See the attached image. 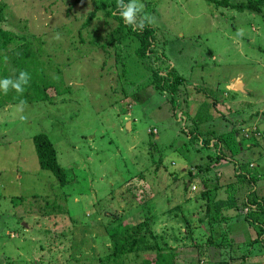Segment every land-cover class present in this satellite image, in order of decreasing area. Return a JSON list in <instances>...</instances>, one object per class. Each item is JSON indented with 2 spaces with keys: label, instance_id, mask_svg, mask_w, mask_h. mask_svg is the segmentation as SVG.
<instances>
[{
  "label": "rangeland",
  "instance_id": "rangeland-1",
  "mask_svg": "<svg viewBox=\"0 0 264 264\" xmlns=\"http://www.w3.org/2000/svg\"><path fill=\"white\" fill-rule=\"evenodd\" d=\"M2 1L6 9L5 21L1 25L5 31L21 33L23 36L6 49L8 56L16 55L19 58L20 67L19 70L8 68L6 65L11 58L5 57L7 62L1 63L8 70L5 77L16 80L19 76L15 75L17 71H26L35 86L32 91L24 90L23 94L10 90L11 93L0 97V236L10 237L0 240V246L13 242L0 252V264H9V260L16 264L35 261L41 256L40 250L36 249L50 236L64 232L69 237L73 235L77 244L86 240L82 246L83 252L78 257L91 260L97 257L98 252L103 256L106 254L103 242L108 248L109 236L97 238L96 235L105 232L99 225H106L115 218L106 217L107 211L137 226L144 221L143 212H150L159 219L155 232L170 241V251H179L181 264H225L232 252L237 254L244 234L237 230L243 227L234 220L220 224L230 229L227 238L235 236V233L230 234L232 231L238 234L234 245L225 247L230 244L226 243L221 254L216 250V255L208 250L206 257H195L192 255L195 248L188 251L183 241L174 240L167 233L169 226L175 224L179 231L184 232L186 224L176 206L188 198L196 197L202 189L198 183L188 182L193 176L185 177L186 166H190L197 158L191 146H187L189 139L183 132L189 123L181 120L182 113L187 110L186 106H190L189 115L196 113L197 104L192 101V94L198 91L205 100H224L222 104L227 103L233 115L228 116L223 126L245 128L242 133L250 136L252 144H255L254 137L263 132L264 11L260 14L237 12L231 15L205 0L137 2L144 5L141 16L147 13L152 20L157 21L162 31L158 37V50H162L163 43L167 41H170L171 49L167 52L170 56L172 49L174 52L179 47L182 49L178 52V60L163 59L166 66L179 68L181 62L184 64L183 58L189 56L188 51L199 48L187 64L188 78L183 91L189 96L185 109L177 111L176 118L171 104L165 101V105H159L162 99L150 93L151 74L138 58L133 64V73L129 74L126 70L123 72L121 59L116 58L118 54L123 55L124 49L116 52L111 47L103 50L97 46L73 44L79 42L80 38L71 33L72 28L75 32L83 30L84 33L94 30V26L83 29L88 14L94 8L90 1ZM95 20L103 28L100 13L98 20ZM241 29L247 34V39L238 34ZM57 33L61 35L59 41L53 39ZM206 35L207 47L214 53L213 58L208 51H202ZM109 40L106 33L100 39L105 44ZM130 59L124 58L126 61ZM61 80L66 82L64 85L71 86V91L63 89L61 95L55 97V104L51 96L54 94L51 85H60ZM38 87L43 89L40 93ZM124 88H128V91L125 92ZM232 92L238 94L234 100H231ZM125 95L139 99L135 100V104L130 101L128 113L126 109L129 108L121 99ZM15 96L26 101L23 113L17 111L20 103H15ZM31 98L33 101L27 102ZM253 100L254 105L247 104ZM212 110H216V107ZM21 115L26 119H20ZM42 133L53 142L58 153V163L67 172L70 183L64 188L55 175L40 163L34 139ZM238 136L237 140H242ZM219 140L224 144L222 139ZM233 149L230 147L226 151ZM255 155L256 160L261 158ZM155 157L164 160L165 168L162 166L159 172ZM261 162L262 159L259 164L252 162L250 168L259 166L264 171ZM205 164L207 161L203 160L202 169H205ZM225 164L228 165L221 167L223 171L211 169L198 182L205 183L210 191L224 185L223 190L213 192L216 199L226 200L228 195L234 197L236 194L244 199L250 187L243 184H239L243 191L230 187L229 194H223L229 183L236 180L233 164L228 163V160ZM215 170L221 171V179L216 176ZM254 172L258 174V170ZM140 173H144L146 181L136 179ZM177 177L181 178L182 189L190 186L188 194L182 193L180 189L179 193L175 192L177 188L174 181ZM147 181H151L152 190L160 187L153 197L162 190L163 193L153 203V210L149 208L145 211V203L140 205L136 200H130L134 196H138L139 200L143 198L139 192L150 188V185L143 188ZM184 181H187L186 186L182 185ZM148 197L143 201H149ZM98 205L106 208H96ZM168 214L175 218L166 217ZM183 214L188 216L187 211ZM36 222L33 227L32 223ZM22 225L26 228L23 229ZM205 230L213 232L209 226ZM221 231L216 232V237L221 236ZM66 240L71 245L70 238ZM246 262L259 261L251 257ZM261 263L264 264V258Z\"/></svg>",
  "mask_w": 264,
  "mask_h": 264
},
{
  "label": "trees",
  "instance_id": "trees-1",
  "mask_svg": "<svg viewBox=\"0 0 264 264\" xmlns=\"http://www.w3.org/2000/svg\"><path fill=\"white\" fill-rule=\"evenodd\" d=\"M80 1L81 0H76V3H79ZM88 1L91 2L94 8L88 14L87 19L83 24V29H89L94 26V30H89V33H84L83 30L75 32L72 28L71 33L80 38L79 42L73 44H80L83 47L84 45L97 46L103 50L111 47L114 48L116 52L124 49L123 55L118 54L116 58L118 60L121 59L120 63L124 67L123 72L126 70L129 74L133 73V64L138 58L139 62L147 67L151 74L152 81L150 85L152 86V89L150 93L152 95L154 94L153 96L162 99V101L158 103L159 105H165V101L167 104H171L174 117L177 118V111L187 105V98L189 96L183 91V87L186 86L185 81H187L188 78L186 76L187 64L193 59V53L198 51L199 48H196L192 52L189 50V56H187L186 59L183 58L184 64L183 62H181V64L180 62L178 63L180 64L179 68L172 65L166 66L163 59L169 61L170 58H175L178 60V52L179 50L182 51V49L179 47L175 52L172 49L170 56L167 52L170 51L171 46H169L170 41H167L163 43L164 47L162 50H158L157 42L160 41L158 37L162 31L157 26V21L152 20L153 22L151 24H148V22L145 21V27L142 30H133V27L126 24L123 17L120 15V9L117 7V0ZM138 1L141 2V0ZM205 1L211 6L222 9L231 15H234L237 12L260 14L264 11V0ZM129 2L130 0H124L125 5ZM146 4L149 3L146 2ZM137 7H140V4H137ZM5 9L6 5L0 0V80L6 78L5 76L8 73V70L3 65L7 62L4 60L5 57L11 58L9 64L6 65L8 68L19 70V58L16 57V55L8 56L5 52L10 44L23 37L20 35L21 33L18 34L17 32L11 33L5 31L3 25H1L5 21ZM99 13L103 20V28L99 23L96 24L97 21L95 19L98 20ZM140 17L141 13L138 15L137 20H139ZM105 33L110 38L107 44L100 41ZM247 37V34H244L241 38L247 39ZM204 43L202 51L205 53L208 51L210 57L213 58L214 53L211 50H208L210 48L207 47V35ZM108 52L109 50L106 51V54H108ZM129 57L131 59L133 58V60H124V58L129 59ZM32 70L31 74L33 73ZM19 73L20 72L17 71L15 75H19ZM45 76L47 78L49 77L48 75ZM235 82L233 84H235ZM65 83L66 82L61 80L60 85H55L53 83L51 85L54 90V94H51V96L53 97L55 104H57L56 98L61 95L63 89L67 92L71 91V86L67 84L64 85ZM34 86L35 82L33 79H30L28 85L25 86V92L32 91ZM140 88L142 89V87ZM42 90L43 89L38 87V93ZM115 91L118 90L115 88ZM124 91L127 92L128 88H124ZM197 92L198 91H196V93ZM9 93L11 92L9 91ZM196 93L192 94V101L197 104L195 109L196 113L194 115H189L188 111L190 110V106H186L187 110L184 111L186 114L184 112L182 113L181 120L189 123V125L185 126L183 132L189 139L187 146H191V149L197 154L196 161L191 163L190 168L185 172V177L188 178L193 176L188 179V182L198 183L202 189L201 193L196 197L188 198L183 204H178L176 206V210L179 211V215L183 218L186 224L184 232L179 231V228L175 224L169 226V232L167 234L170 236L172 235L174 240L177 239L183 241L185 243L184 248L188 251L195 248V251L192 252V255L195 257L205 256L208 250H211L210 252L215 255L216 250L220 251L221 254V250H224L223 245L230 243L226 244L225 247L229 245L233 246L238 234H236L235 231H232L230 234L235 233V236L227 238L230 229L228 227H221L220 224L229 223L234 220L237 222L236 224L243 227V229H237L243 232L244 235L241 237L243 240L239 242V252L237 254L232 252L231 257L225 262V264H235L237 261H240L241 264H246V261L249 258L255 257L254 255H261V251H264V178L262 177L264 176V171L261 170L259 166L250 168L252 162H257L259 164L261 159V166L264 164V126L262 129L263 132H261L259 136L254 137L253 141L255 144H252L251 141H249L250 136L243 135L245 128H238L235 125L231 128L228 125L223 126V122L227 121L228 116L233 115V110L228 107L227 103L222 104L224 101L222 98V101L212 99L205 100L200 96V93ZM232 93L233 97H231V100H234L238 97V94L234 92ZM2 95H4V93L3 91H0V97ZM212 95H215V92H212ZM15 98V103H20L22 101V99L17 96H15ZM47 98H49L48 95ZM121 99L126 103L127 108H129L126 109L127 113L130 112V101H133L135 104V100H139L137 97L126 95ZM32 101L33 98L27 100V102ZM247 104L254 105V100ZM213 107H216V110H212ZM153 132L156 133L157 131L153 130ZM238 134L242 138L240 141H238L236 137ZM219 139H222L224 144H222V141L220 142ZM34 141L42 167L51 171L55 175L61 187L64 188L68 186L70 183L69 177L67 172L58 163V153L53 142L43 133L37 135ZM213 141L214 144L211 145ZM230 147L234 149L232 151H226L229 150ZM255 154L259 155L261 158L256 160L255 158L257 156ZM154 159L158 162V172L161 171L162 166L165 168L162 157H155ZM203 160L207 161L205 169H202V167H204L202 166ZM227 160L228 163L230 162L234 166L236 180L231 184L229 183V186H227L223 194L226 195L230 187H233L237 191H243L244 189L239 186V184H243V186L246 185L247 187H250V192H247V198L243 199L239 194H236L234 197L227 196L226 200H220L218 197L216 199V195L213 192L223 190L222 188H225L224 185L222 188H214L210 191L207 189L205 183L198 182V180L202 179L203 175L211 169L221 170V167L223 168V166L228 165L225 164ZM254 170H258V174L256 173L255 175ZM166 171L168 170L166 169ZM215 171L216 176L221 179V173L219 172L223 170ZM136 179L143 182L146 181V176L144 173H140ZM180 182L181 178L177 177L174 181L177 188L175 192L179 193L180 189L182 193L185 192V194H188L190 192V186L189 188L182 189ZM186 184L187 181L182 183L183 186H186ZM148 185H150V188L147 187ZM144 187H147V190L142 189L139 192V194L143 195V198L139 200L138 196H134L130 201L132 202L133 200H136L140 205L145 203V205H143L145 211L149 208L150 210H153V203L160 198L158 196H161L163 190L156 195V197H153L160 187L158 189L157 187H154L153 191L151 181H147L143 188ZM147 195L149 196L147 198L149 201L144 202L143 200H145ZM35 196L39 197L38 195ZM96 208L105 209L106 207L98 205ZM244 209H248V212H244ZM186 211L188 212V216L183 214ZM235 211L240 212L235 215L229 214L234 213ZM59 212H61L60 208ZM179 215H177L178 218L180 217ZM258 215H260V219L258 218ZM143 216L144 221L137 226L125 220V218H119L116 214L107 211L106 217L115 218L106 225H99L100 229H104L105 232L96 235L97 238L103 235L109 236L110 246L108 248V245L103 242V249L106 250V254L103 256L100 255L101 252H98L96 255L97 257H94L91 260L78 257L79 255L81 256L83 252L82 246L85 245L86 240L83 239L77 244L74 241L75 238L73 235L69 237L68 234L64 232L56 233V235L47 238L44 244L36 249L40 250L41 256L35 261L25 262V264H133L137 262L139 264H181L179 263V251L176 250V253L170 251V241H166L165 237L159 236V234L155 232V225L158 223L159 219L152 216L150 212L147 214L143 212ZM166 217L175 218L171 214H168ZM32 224L34 227L37 222ZM245 224H248V226ZM206 226L212 228L213 232L205 230ZM22 228L25 229L26 227L22 225ZM218 230H222L220 232L221 236L216 237V232ZM8 238L10 237L6 235L5 238L0 236V240ZM69 238L71 245H68V240H66ZM13 241L15 243L16 239ZM94 241L96 240L94 239ZM102 241H105V239ZM11 244H13L12 241L0 246V252H2L6 246H11ZM90 249L93 250L94 248L90 247ZM141 256H143V259H141ZM9 264H16V262L9 260ZM21 264H24V262H21Z\"/></svg>",
  "mask_w": 264,
  "mask_h": 264
},
{
  "label": "clouds",
  "instance_id": "clouds-1",
  "mask_svg": "<svg viewBox=\"0 0 264 264\" xmlns=\"http://www.w3.org/2000/svg\"><path fill=\"white\" fill-rule=\"evenodd\" d=\"M137 2L138 0H130V2L127 5H125L124 0H117V7L118 9H120V15L123 17L126 24H128L129 26H132L133 30H142L145 27V21H147L148 24H151L153 21L147 13H144V15L141 16L139 20H137L138 15L142 13L144 9V5L141 3H140V7H137ZM238 34L242 36L244 34L243 30L242 29L239 30ZM53 39L59 41L61 39V35L57 33L53 37ZM30 79L31 77L29 73H27L26 71H21L16 80L11 79L10 77H6L0 80V91H3L5 95H7L10 90H15L17 93L23 94L25 90V86L28 85ZM25 107H26V101L22 100L20 104L17 105V111L20 113H23L25 110ZM20 119L23 120V119H26V117L21 115ZM190 166L189 165L186 166L185 172L190 168ZM228 196L233 197L231 195H228ZM247 197L248 196L246 193L245 198ZM245 210L246 209H244V212ZM233 215H235V213H233Z\"/></svg>",
  "mask_w": 264,
  "mask_h": 264
},
{
  "label": "crops",
  "instance_id": "crops-1",
  "mask_svg": "<svg viewBox=\"0 0 264 264\" xmlns=\"http://www.w3.org/2000/svg\"><path fill=\"white\" fill-rule=\"evenodd\" d=\"M254 256H255V257H252L253 260H256V259H257L259 262H257V263L254 262V263H249V264H259V263H261V259L264 258V251H263V252L261 251V255H254ZM249 259H250V258H249ZM249 259H248V260H249ZM246 264H247V263H246ZM261 264H263V263H261Z\"/></svg>",
  "mask_w": 264,
  "mask_h": 264
},
{
  "label": "water",
  "instance_id": "water-1",
  "mask_svg": "<svg viewBox=\"0 0 264 264\" xmlns=\"http://www.w3.org/2000/svg\"><path fill=\"white\" fill-rule=\"evenodd\" d=\"M239 141V140H238Z\"/></svg>",
  "mask_w": 264,
  "mask_h": 264
}]
</instances>
